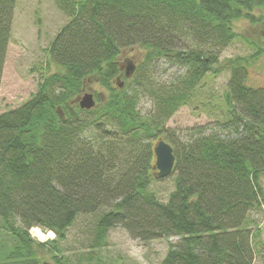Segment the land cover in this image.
Returning a JSON list of instances; mask_svg holds the SVG:
<instances>
[{"label": "trees", "instance_id": "trees-1", "mask_svg": "<svg viewBox=\"0 0 264 264\" xmlns=\"http://www.w3.org/2000/svg\"><path fill=\"white\" fill-rule=\"evenodd\" d=\"M55 2L69 17L47 49L56 70L30 99L0 112V235L7 238L0 264H67L58 241L78 215L99 209L92 250L118 225L142 241L177 237L160 264H252L264 247L247 222L264 205V86L246 84V58L229 63L218 124L168 142L175 161L167 201L150 185L160 179L155 137L218 73L220 53L236 37L233 22L261 21L253 12L264 0ZM15 3L0 0V82ZM135 47L144 58L127 78L120 56ZM159 59L183 73L153 86ZM90 82L106 91L104 100L95 95L90 109L71 103ZM141 89L153 101L150 115L137 108ZM32 227L53 231L55 240L35 241Z\"/></svg>", "mask_w": 264, "mask_h": 264}, {"label": "rangeland", "instance_id": "rangeland-1", "mask_svg": "<svg viewBox=\"0 0 264 264\" xmlns=\"http://www.w3.org/2000/svg\"><path fill=\"white\" fill-rule=\"evenodd\" d=\"M255 16H262L260 22L251 23L246 19L233 22L236 37L221 51L219 62L215 66L218 73L204 78L196 90L195 96L187 105L181 106L168 120L157 138L167 142L184 141L189 136V129L197 126H215L223 118L222 95L227 91L230 76V61L246 58V84L252 87L264 86V8L257 9ZM69 21V17L57 6L55 0H16L10 28L5 60L0 82V112L20 106L30 99L38 89V84L47 72L56 70L50 62L47 49L57 32ZM257 51V52H256ZM257 53V54H256ZM145 51L140 47L122 50L120 64L126 65L132 59L141 64ZM147 70V69H146ZM151 84L160 86L175 75L183 73V68L169 64L166 60H156L152 67ZM84 92H91L104 100L107 93L97 83L85 85ZM137 108L142 115H150L153 101L148 91L141 89ZM264 189V173L261 176ZM173 177L154 180L150 189L163 202H166L173 190ZM104 209L95 213L80 214L68 227L65 239L58 241L59 253L67 264H160L166 255L170 243L177 237L159 238L148 241L133 239L121 227L108 229L105 245L100 249H90L97 218ZM247 222L251 228L260 230V241L264 245V205L248 213ZM50 234L40 240L30 229L31 237L40 243L55 240ZM6 236L0 235V242H6ZM50 249V246H47ZM49 257L48 253H46ZM252 264H264V247H259Z\"/></svg>", "mask_w": 264, "mask_h": 264}, {"label": "water", "instance_id": "water-1", "mask_svg": "<svg viewBox=\"0 0 264 264\" xmlns=\"http://www.w3.org/2000/svg\"><path fill=\"white\" fill-rule=\"evenodd\" d=\"M136 68V64L132 59L126 60V65L120 66L121 70H124V76L130 77ZM121 87V84L119 85ZM77 103L82 109H90L95 105V100L91 92H83L77 96L71 103ZM153 154L155 156V162L153 168L156 170L155 175L158 178L168 177L174 166V154L171 145L164 139H159L153 147Z\"/></svg>", "mask_w": 264, "mask_h": 264}, {"label": "bare ground", "instance_id": "bare-ground-1", "mask_svg": "<svg viewBox=\"0 0 264 264\" xmlns=\"http://www.w3.org/2000/svg\"><path fill=\"white\" fill-rule=\"evenodd\" d=\"M31 232H32V234L35 236V237H37V238H39L40 240H43V239H45L47 236H49V235H51L52 233H50V234H44L43 232H41V230H39L38 228H36V227H33L32 228V230H31Z\"/></svg>", "mask_w": 264, "mask_h": 264}]
</instances>
